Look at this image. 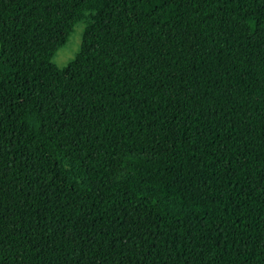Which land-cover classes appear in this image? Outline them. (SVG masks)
Wrapping results in <instances>:
<instances>
[{"label":"trees","instance_id":"16d2710c","mask_svg":"<svg viewBox=\"0 0 264 264\" xmlns=\"http://www.w3.org/2000/svg\"><path fill=\"white\" fill-rule=\"evenodd\" d=\"M0 264H264V0H0Z\"/></svg>","mask_w":264,"mask_h":264},{"label":"rangeland","instance_id":"374dc122","mask_svg":"<svg viewBox=\"0 0 264 264\" xmlns=\"http://www.w3.org/2000/svg\"><path fill=\"white\" fill-rule=\"evenodd\" d=\"M88 21V14L86 18L73 26L71 33L62 46H60L51 58V62L58 68L66 65L68 61H70L76 52L78 51V47L80 44V39L82 35V31L84 29L85 24Z\"/></svg>","mask_w":264,"mask_h":264}]
</instances>
